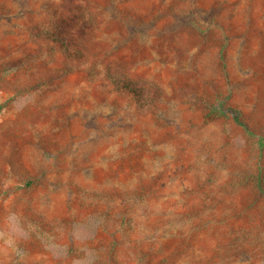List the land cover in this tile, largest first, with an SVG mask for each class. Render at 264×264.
I'll list each match as a JSON object with an SVG mask.
<instances>
[{"label":"rangeland","instance_id":"obj_1","mask_svg":"<svg viewBox=\"0 0 264 264\" xmlns=\"http://www.w3.org/2000/svg\"><path fill=\"white\" fill-rule=\"evenodd\" d=\"M0 106V264H264V0H0Z\"/></svg>","mask_w":264,"mask_h":264},{"label":"trees","instance_id":"obj_2","mask_svg":"<svg viewBox=\"0 0 264 264\" xmlns=\"http://www.w3.org/2000/svg\"><path fill=\"white\" fill-rule=\"evenodd\" d=\"M89 28L90 25L88 24H72L63 28L58 25H53L51 27L49 25L40 28L37 31L36 36H41L51 50L60 51L66 60L76 61L85 58L88 54L87 46L85 45V38ZM105 75L111 83L118 86V89L128 91V82L130 80L127 75L122 74V76L118 77L116 72L113 73L109 70L105 71ZM232 111L235 119L243 125L238 118V111L234 109Z\"/></svg>","mask_w":264,"mask_h":264}]
</instances>
